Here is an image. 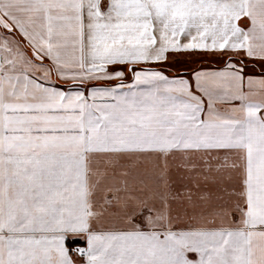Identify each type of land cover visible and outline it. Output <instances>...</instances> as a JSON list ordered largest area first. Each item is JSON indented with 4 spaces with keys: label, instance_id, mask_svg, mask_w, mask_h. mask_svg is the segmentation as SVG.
Listing matches in <instances>:
<instances>
[{
    "label": "snow or ice",
    "instance_id": "obj_1",
    "mask_svg": "<svg viewBox=\"0 0 264 264\" xmlns=\"http://www.w3.org/2000/svg\"><path fill=\"white\" fill-rule=\"evenodd\" d=\"M0 264H264V0H0Z\"/></svg>",
    "mask_w": 264,
    "mask_h": 264
}]
</instances>
